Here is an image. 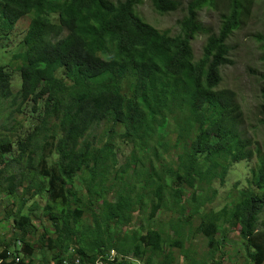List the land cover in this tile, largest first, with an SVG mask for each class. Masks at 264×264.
<instances>
[{"label": "trees", "instance_id": "16d2710c", "mask_svg": "<svg viewBox=\"0 0 264 264\" xmlns=\"http://www.w3.org/2000/svg\"><path fill=\"white\" fill-rule=\"evenodd\" d=\"M217 1L189 0L172 33L147 21L139 7L151 2L156 12L167 14L181 9V0H0V49L25 32L23 49L0 63V97L18 103V110L32 102L39 112L28 132L16 134L7 123L3 128L11 134L0 136V223L13 218L12 239L0 236L2 264H39L37 241L48 247L54 264L74 256L93 264L106 253L137 264H171L160 258L164 227L133 226L135 212L145 206L151 207V220L165 208L184 214L189 206L187 219L200 218L198 230L211 246L220 229L236 223L250 258L263 263L264 241L258 236L264 145L253 148V140L242 135L236 94L221 87L223 66L234 63L229 40L247 23L254 0H229L215 33L200 13ZM201 34L206 42L197 59L192 41ZM255 37L264 45V34ZM260 59L264 101V52ZM260 108L264 124V102ZM101 123L109 135L96 142L90 137ZM118 126L124 130L118 132ZM115 137L135 142L120 169ZM158 146L174 151L160 168L153 159L160 160ZM254 157L258 164L246 186L240 181L233 186L238 192L233 203L208 207L217 194L215 183H226L235 162ZM77 176L86 191L75 186ZM31 200V210L45 202L42 215L54 236L45 228L35 238L39 228L25 212ZM185 222L173 218L170 226L182 236Z\"/></svg>", "mask_w": 264, "mask_h": 264}, {"label": "rangeland", "instance_id": "374dc122", "mask_svg": "<svg viewBox=\"0 0 264 264\" xmlns=\"http://www.w3.org/2000/svg\"><path fill=\"white\" fill-rule=\"evenodd\" d=\"M182 8L173 13L160 14L153 9L151 2H146L139 7L141 15L150 23L156 27L165 30L170 29L172 33H176L179 30L178 19L181 18L186 10V5L189 0H181ZM229 0H218L216 6L205 8L200 13V18L202 22L210 28L213 32L217 33L224 14L228 13ZM264 34V0H254L252 5L250 17L247 20L245 26L241 29L236 30L229 42L234 46L232 50V58L234 63L231 65L223 66V82L221 87L232 89L235 95V101L240 105L239 108V128L241 129L242 135L249 137L253 140V148L257 145L263 148L264 145V124L261 120V108L260 104L263 103V99L260 95V87L262 85V79L259 73L263 69V61L260 59L264 52L263 42L256 39L255 34ZM25 32H21L14 39H10L11 43L7 47L0 49V63H7L13 60V55L23 49V44L21 42L22 37ZM8 42V43H9ZM206 42V36L201 34L197 36L192 41V46L194 48V53L198 59L202 55V49ZM7 48V49H6ZM6 49V50H5ZM5 50V51H4ZM10 67L14 73V84L13 91L17 92L20 88L19 72L17 69ZM18 103H13L11 98L0 97V136H5L6 133L11 134L9 131H5L3 125H12L16 129V134L22 132H28L30 128L38 121V111H34L32 108V102L24 103L21 105V110ZM16 118L21 121V126H17L16 121L12 122L9 118ZM108 125L106 123H101L92 131V136L96 142L104 141L107 139ZM124 128L122 126L117 127L118 132H122ZM122 138L115 137V142L117 144V159L118 168L120 165L124 164L127 157L132 153L135 142L125 144L122 142ZM170 147V146H169ZM169 147L158 146V151L160 152V160H156L158 163V168L160 164L167 161L174 154V151L168 152ZM138 153V150H135ZM47 153V151L45 152ZM8 158L10 154H7ZM258 162L256 157L252 160H241L235 162L229 174L226 178V183L220 184L215 183L214 187L217 190V194L213 198L212 202L207 204L208 207H213L216 210H220L225 205H231L233 200L237 196L238 192L233 189V186L240 181L241 186H246V179L251 177V169L257 166ZM84 180L81 176H77L74 179V184L77 188H83L86 191L84 185ZM231 189L233 191H231ZM114 190H110L108 197L113 199ZM189 194V192H188ZM35 199V198H34ZM36 200V199H35ZM29 202L25 207V212H29L32 217V221L39 228V232L36 235V239L39 238L40 234L44 232L45 228H48V235L54 236L51 233L50 222L42 215L43 206L45 202H39V205L35 209H30ZM145 206L138 209L135 212V219L133 226L138 227L142 225L144 230L148 227L159 228L161 225L165 229L166 241L163 244V253L160 258H168L171 264H190L193 260L196 264L206 262V264H257L254 263L250 258L242 238L239 235V227L234 224L220 229L217 233V244L211 246L208 243L207 237L198 230L200 225V218L196 215L187 219L190 212L189 206L184 214L179 211L163 209L156 218L149 219V213L151 207ZM31 210V211H30ZM87 217L89 212L86 213ZM4 215V207L0 205V219ZM182 218V221H186L184 226V233L179 236L175 231L172 230L170 226V221L172 219ZM260 234L258 236L259 241H264V211L260 217ZM228 225V223H227ZM13 235V218L10 221L0 223V236H3L9 240L12 239ZM180 239L182 243L180 244H170L175 240ZM217 245V246H216ZM43 247V246H42ZM35 259L40 264L39 260H45V258L54 264L52 260V255L47 246L40 248V244L36 243ZM71 252L73 250H70ZM254 252V248H251ZM264 264V261L263 263Z\"/></svg>", "mask_w": 264, "mask_h": 264}, {"label": "built area", "instance_id": "2783aa9c", "mask_svg": "<svg viewBox=\"0 0 264 264\" xmlns=\"http://www.w3.org/2000/svg\"><path fill=\"white\" fill-rule=\"evenodd\" d=\"M18 246H21V242H17ZM10 253V252H9ZM19 261V256L16 257V262ZM0 264H2V259H0ZM63 264H81V259L78 256H74L72 261H68L65 259ZM93 264H137L129 259H125L123 257H116L111 253H106L105 255L99 256Z\"/></svg>", "mask_w": 264, "mask_h": 264}]
</instances>
